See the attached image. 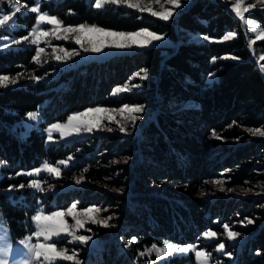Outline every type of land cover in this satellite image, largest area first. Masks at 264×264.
Returning a JSON list of instances; mask_svg holds the SVG:
<instances>
[{"label":"trees","instance_id":"16d2710c","mask_svg":"<svg viewBox=\"0 0 264 264\" xmlns=\"http://www.w3.org/2000/svg\"><path fill=\"white\" fill-rule=\"evenodd\" d=\"M15 1L28 6L36 3ZM41 11L66 25L94 24L124 32L148 28L165 34L174 45L155 44L90 59L47 81L0 91V161L5 164L0 169V211L12 234L21 236L27 231L33 206L26 202L37 201L28 187L8 191L10 185L29 182L17 173L38 167L43 159L74 156L76 166L94 168L103 158L111 161L137 155L135 168L127 167L119 177L128 186L127 192L102 194L121 207L122 218L110 227L92 226L100 243L92 253L83 249L84 259L90 264H197L194 253L174 255L167 261L140 253L165 241L202 244L205 231H221L224 224L244 221L236 228L245 238L234 245L228 264H264V193L254 197L198 193L203 179L219 167H238L244 179H257L264 173V137L248 131L264 129V74L249 49L241 19L219 0H195L174 21L125 5L97 9L95 0H52ZM36 15L17 14L20 28L14 33L28 34ZM250 16L264 28V10ZM229 31L236 36L225 41ZM197 35L204 39L195 41ZM258 45L264 46V41ZM34 54V48L27 46L0 49V75L31 69ZM142 69L148 70L142 89L112 95L114 88ZM144 103L155 108L156 114L139 139L112 132L46 145L45 127L66 120L75 111ZM32 111H39L40 125L23 135V117ZM213 130L220 139L212 136ZM217 153L222 156L213 165ZM95 172L104 177L107 170ZM149 182L156 187L149 189ZM62 195L58 194L63 202L73 201L71 195ZM249 219L253 223H247ZM133 237V243L126 246Z\"/></svg>","mask_w":264,"mask_h":264},{"label":"rangeland","instance_id":"374dc122","mask_svg":"<svg viewBox=\"0 0 264 264\" xmlns=\"http://www.w3.org/2000/svg\"><path fill=\"white\" fill-rule=\"evenodd\" d=\"M50 1L52 0H40L41 6L44 3L50 2ZM219 1L224 2L226 6L233 12V14L237 16L233 10V4L235 3V0H219ZM194 2L195 0H181V7L174 10L173 16L168 21H174L183 10L187 9ZM16 3H19V2L13 0V3L10 4L8 0H0V17H2L5 14L11 15L14 9V5ZM19 4H22V3H19ZM161 5H163L164 7H172L171 5L167 3V0H160L159 4L153 3L152 7L156 11H161L163 10L161 8ZM249 5H254V7H249ZM32 6L26 5L25 8H22L19 12L16 13L14 17V25H15L14 27H11L9 29L0 27V45H3V44L10 45L8 47H0V49L4 50L10 47L16 48V47H21V46L33 47L34 50L36 49V45H33L30 43L31 38H29V41H22L19 44L12 43L13 40H21L22 37L29 35L31 29L28 34L23 35V36L16 35L14 33V29L20 28V25L16 23L17 14L29 13V11H27V8H30ZM105 6H108V5H105ZM243 7L248 9L244 14V18L241 19L240 17L238 16L237 17L241 19L243 29L248 38L249 49L252 51V55L255 61L257 62L258 66L260 67V69L262 70L264 74V69L261 68V65H264V60L261 59V57H264V46L258 45L259 42L264 41V39H258V35L260 31L264 30V28L260 25V23L255 18L250 16V14L255 10H264V4L259 3L258 0H244ZM40 10H41V7H40ZM134 10H137V9H134ZM143 13L150 14L147 12H143ZM246 21H251L254 23L248 24L246 23ZM64 25L67 26L66 24ZM51 27L52 26L48 24L41 25V28L44 31H49ZM8 32H12L11 35H8ZM157 34L162 35L163 39L160 41L153 42L152 45H155V44L174 45L173 41H171L165 34H160V33H157ZM203 39L204 38L199 35L195 37V41H202ZM39 46L45 48V53L42 54V63L37 64L33 60L34 67H32L31 69H26L15 75H9L11 78L19 77L17 80V83L15 85L9 84L7 87H0V91L6 88H9V87H14V86L27 84L31 82L36 83L40 81H47L48 79L55 77L60 71L66 68L75 66L81 62L88 61L90 59H103L115 53L142 49L139 47H134L132 49H127V50L110 49V50H105L102 53L84 52L83 49L79 45H77L73 40H68V41L56 40L51 36L46 38L45 41H42ZM53 46H62L64 48H67L69 51L75 49L76 51L80 53V55L73 56L71 60L66 61V62L56 61L54 57L52 56ZM33 76H39V77H42V79L37 81L31 78ZM127 84H129V87L131 89L130 91H127V92H134L144 87L142 79L139 77H135V75L131 78V80L127 82ZM132 85H139V87H132ZM127 92H124L122 94H117L114 96H121ZM131 105H143L144 106V111L142 113L137 114L141 118L135 122L134 127L130 120L126 119L125 116H122L118 111H115L112 113V115L115 116V120H111V121L104 120L102 122L101 130H95L92 133L82 132L80 134H73L70 137L62 138L60 136V133L56 131L55 129H53L52 131L53 140L52 141L48 140V129L50 128L51 125L56 124V123H67V119L70 115L77 113V112H82L88 109L86 108L83 110L73 112L67 117L66 120L56 121V122L48 124L45 127L46 145L49 146L53 144L70 143L74 139L85 137L91 134H102V133H112V132H117L122 135H127V136L134 137L136 139H139L141 137L143 127L152 118H154L156 114V110L155 108H153L152 106L146 103L131 104ZM100 107H105V106H100ZM121 107H115V108L105 107V108L120 109ZM89 108H94V107H89ZM32 112H37V119L31 120L28 118L27 115L23 117V120H22L23 125H24L23 135H26L30 131L31 128H38L40 125L41 116H40L39 111H32ZM117 120H119L121 123L126 125L127 133H123L119 131V125L116 123ZM107 128H112L113 131L109 132L106 130ZM221 156H222L221 154L217 153L214 157H212L211 162L213 163V165L214 163H216L215 161H217V159L220 158ZM70 157L72 159L69 160L67 166L60 165L58 162L62 160H68L69 157L66 159L58 160V161H49L48 159H43L41 164L38 167H36V168L41 167L45 161L53 165L59 166L61 168V175L59 177L55 175H50L49 173L45 171H42L39 174H34L31 177L22 174L24 177L29 178V181L31 179H38L42 181L43 186L46 189H48L46 192L40 193L34 189L29 188L33 193H35L37 201L36 202H26L28 203V205L30 204L33 206V210H32L31 216L29 217L28 228H26L27 231L23 235L14 236L12 234L9 225L7 224V220H6V217L3 211H0V238L7 239V241L12 245L13 252L17 257H22V254L24 251V246L20 244V241L26 240V238L32 235V232L35 230V224L31 220V217L34 216L40 209H45L48 212L59 210V209H66L73 202H76L78 211L82 210L85 207L96 206L101 209V212H100L101 218L112 216L113 219L109 221L110 226L113 224H117V222L122 218V212L120 211L121 207L118 204H115L113 201H110L109 199L103 197L102 194L104 191H108V192H111L117 195H123L125 194V192H127L128 186L125 183H121L123 182V179L119 177H121L122 173L126 172L127 167H131L132 169L135 168V165H136L135 161L137 159V155L135 156L134 155L132 156L124 155V156H121L111 161H104V158H103L101 163H99V165H97L94 168H92V166L89 164H85V165L83 164L81 166H76L78 162L77 157H74V156H70ZM4 165H5L4 163L0 164V169ZM85 169H87V171H85ZM92 169H94V171H92ZM101 169L107 170V172L103 173L105 175L104 177L100 176L97 172H95V170H101ZM31 170L32 169L21 171L19 173H26ZM241 172L242 170L238 167H219L217 168L215 171V174L213 173V174L207 175L203 179L202 183L199 184V189H198L199 195L201 196L219 195L223 197H254V196H258L264 193V173L263 172L260 173L261 175H259L257 179H244L240 176ZM106 173H108L109 175H107ZM81 175H83L84 179L82 180L80 184H77L76 179L81 177ZM117 179H119L120 182H117ZM216 180L223 181V187L225 189L224 191H220L221 186L214 183V181ZM28 183L29 182L23 183L25 185V188L27 187ZM49 185H53L54 187L49 188L48 187ZM147 186L149 189H152L156 187V184L154 185V183L149 182ZM246 188H251L252 191L245 193L244 189ZM227 189H234V191H228ZM60 193H63L65 196L71 195L73 197V201L71 203L63 202L64 199H60L58 196V194ZM64 195H62L63 198L65 197ZM89 202H91V204H89ZM67 219L70 224H74V221L71 219V217H67ZM244 224H245L244 221L243 223L242 221L241 222L237 221V222H233L232 224H228V225L232 231H236L240 233L239 229H237L236 227L242 226ZM92 226H100V225H94V224L88 223L86 225V228H91L92 231L87 232L86 230L82 229L78 233V235H92L93 239L89 241L88 244L86 245L80 244L78 242H69L68 237H61L58 241L54 238L53 242H57V246L59 249L67 248L69 254L75 251L77 254V259L80 260L82 264H90V260L84 259L81 256V252L83 251V249H86L87 252L92 253L99 246L100 238L98 237V235L96 234ZM215 232H217L218 234L217 238L215 239H206L202 235L203 237L202 244L201 243L178 244V243L171 242V241H165L163 245H157V247L165 248L167 244H173L176 246H185L188 244H193V245H197L198 250L203 249L206 252L212 253L209 259V264H228V260H231V261L233 260V254L231 257H229L225 255V253L234 252V248H235L234 245L241 242L245 237L244 235L240 233V236L237 237L236 239L234 240L229 239L226 235L224 228L221 231H215ZM35 242H36V238L33 237L32 243H35ZM219 243L225 244L224 252H218L216 250L217 245ZM203 244H206V245H203ZM145 253L147 252L145 251ZM189 253H193V252H188V253L177 252V253L170 254L168 256H161V258L157 259V261H167L174 255H183V254H189ZM152 254L157 257V253L155 251H153L150 255ZM196 262L197 264H199L197 260ZM57 264H69V262L58 261Z\"/></svg>","mask_w":264,"mask_h":264},{"label":"snow or ice","instance_id":"6c2138e0","mask_svg":"<svg viewBox=\"0 0 264 264\" xmlns=\"http://www.w3.org/2000/svg\"><path fill=\"white\" fill-rule=\"evenodd\" d=\"M10 4L13 0H8ZM259 3L264 4V0H258ZM159 4L160 0H95V7L97 9L103 8L105 5H125L132 9H137L140 12L150 13L152 16L159 17L164 21H168L174 14V10L181 7V0H167V3L172 7H164L161 5L163 10L156 11L153 9L152 4ZM244 0H235L233 4V10L235 14L241 19L244 18L245 12L248 10L243 7ZM26 5L16 3L14 5L13 12L11 15L5 14L0 17V27L9 29L14 27V17L17 12ZM41 2L36 0L34 6L27 8V11L35 13L36 23L31 29L28 36H24L21 40H13L12 43L19 44L22 41H29L33 45H36L35 55L33 60L35 63H42V54L45 53V48L40 47V43L45 41L49 36L56 40H73L77 45H79L84 52L92 53H102L105 50L116 49V50H127L134 47H147L153 44L155 41H160L163 39L162 35L156 32L150 31L148 28H142L138 31L124 32V31H114L100 27L97 25H67L63 24L58 17L49 15L47 13L41 12L40 10ZM249 7H254V5H249ZM246 23L251 24L254 22L246 21ZM48 24L51 25L49 31H44L41 25ZM258 27V26H257ZM236 36L235 32L229 31L223 39L225 41L230 40ZM208 39V37H205ZM258 39H264V30H261ZM50 43V41H49ZM10 45L3 44L0 47H8ZM80 53L75 49L69 51L67 48L62 46H53L52 56L56 61L66 62L73 58V56H78ZM231 59H239L238 57H230ZM215 59V58H213ZM264 60V57H261ZM264 69V65H261ZM135 77L141 79L148 78V70L142 69L136 72ZM19 77L11 78L9 75H0V87H7L9 84L15 85ZM34 80H40L42 77L33 76ZM132 87H139V85H132ZM129 84L125 83L123 86H118L112 90V95L122 94L124 92L130 91ZM118 111L126 119L130 120L133 127L135 122L141 117L137 115L144 111L143 105H123L120 109H109L105 107H94L88 108L82 112H77L70 115L67 119V123H56L50 126L48 129V140L52 141V131L55 129L60 133V136L70 137L73 134H80L82 132L92 133L95 130L102 129V122L104 120H115V116L112 115L113 112ZM27 116L31 120L37 119V112H28ZM119 125V131L127 133V127L125 124L121 123L119 120L116 121ZM107 131H113L112 128H107ZM248 131L254 136L264 137V129L262 128H251ZM212 136L220 139L221 137L216 133L215 130L212 131ZM62 160L58 163L60 165L67 166L69 160ZM126 162V161H125ZM3 162H0L2 164ZM45 171L50 175H55L59 177L61 175V168L59 166L53 165L45 161L41 167L32 169L26 173H17V175H27L29 177L34 174H39ZM87 171V169H85ZM84 179L83 175L76 179V183L80 184ZM215 184L220 185V191H224L223 181L216 180ZM28 188L34 189L40 193L46 192L43 186V182L38 179H31L27 185ZM49 188L54 187L49 185ZM25 185L21 183L20 185H10L8 191H19L24 189ZM228 191H234V189H227ZM251 188L244 189V192H251ZM106 211V210H105ZM101 209L96 206L85 207L82 210H77V203L73 202L66 209H59L54 211H46L45 209H40L31 220L35 224V230L32 235L26 238V240L20 241V244L24 246V251L22 257H17L14 252L12 245L7 241L6 238H0V264H57L58 261L69 262V264H82L80 260L77 259V254L75 251L69 254L67 248L59 249L57 242H53L54 238L58 241L61 237H68L69 242H78L80 244H88L89 241L93 239L92 235H78V233L83 229L87 232H91V228H86L88 223L94 225H100L103 227H109V221L113 219L112 216H107L106 218L100 217ZM67 217H71L74 224H70ZM243 223V221H242ZM247 223H253L252 220H248ZM226 235L229 239H236L240 236L239 232L232 231L228 224H224ZM217 232L209 229L203 233V237L206 239L217 238ZM36 238V242L32 243V238ZM136 237H133L127 242L126 246H130ZM225 244L219 243L216 250L218 252H224ZM153 251L157 253V259L161 256H168L173 253H188L193 252L196 260L199 264H209V259L212 255L210 252H206L203 249H197V245L188 244L185 246H176L173 244H167L165 248H158L157 245L153 244L151 248L147 249L146 252L151 254ZM141 256L145 255V252L140 253ZM225 255L231 257V252H226Z\"/></svg>","mask_w":264,"mask_h":264},{"label":"crops","instance_id":"0c3cea01","mask_svg":"<svg viewBox=\"0 0 264 264\" xmlns=\"http://www.w3.org/2000/svg\"><path fill=\"white\" fill-rule=\"evenodd\" d=\"M237 17V16H236Z\"/></svg>","mask_w":264,"mask_h":264}]
</instances>
